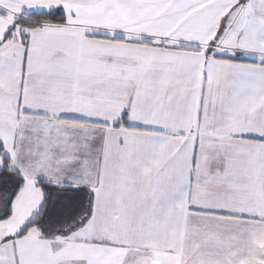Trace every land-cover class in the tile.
<instances>
[{
  "label": "snow or ice",
  "instance_id": "1",
  "mask_svg": "<svg viewBox=\"0 0 264 264\" xmlns=\"http://www.w3.org/2000/svg\"><path fill=\"white\" fill-rule=\"evenodd\" d=\"M0 264H264V0H0Z\"/></svg>",
  "mask_w": 264,
  "mask_h": 264
}]
</instances>
